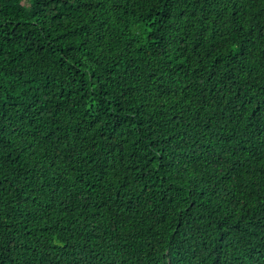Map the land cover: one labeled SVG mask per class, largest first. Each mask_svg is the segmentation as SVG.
Here are the masks:
<instances>
[{
	"label": "trees",
	"instance_id": "1",
	"mask_svg": "<svg viewBox=\"0 0 264 264\" xmlns=\"http://www.w3.org/2000/svg\"><path fill=\"white\" fill-rule=\"evenodd\" d=\"M0 264H264V0H0Z\"/></svg>",
	"mask_w": 264,
	"mask_h": 264
},
{
	"label": "bare ground",
	"instance_id": "2",
	"mask_svg": "<svg viewBox=\"0 0 264 264\" xmlns=\"http://www.w3.org/2000/svg\"><path fill=\"white\" fill-rule=\"evenodd\" d=\"M226 199V198H225ZM229 199V198H228Z\"/></svg>",
	"mask_w": 264,
	"mask_h": 264
}]
</instances>
